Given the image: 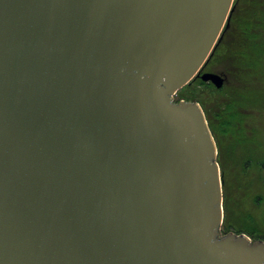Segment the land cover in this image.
<instances>
[{
	"label": "water",
	"instance_id": "obj_1",
	"mask_svg": "<svg viewBox=\"0 0 264 264\" xmlns=\"http://www.w3.org/2000/svg\"><path fill=\"white\" fill-rule=\"evenodd\" d=\"M235 0H0V264H264L219 149L175 101Z\"/></svg>",
	"mask_w": 264,
	"mask_h": 264
},
{
	"label": "trees",
	"instance_id": "obj_2",
	"mask_svg": "<svg viewBox=\"0 0 264 264\" xmlns=\"http://www.w3.org/2000/svg\"><path fill=\"white\" fill-rule=\"evenodd\" d=\"M230 26L215 48L202 71L223 72L227 81L221 88L195 77L178 90L175 101L197 100L201 103L219 149L218 160L224 177V233L233 230L247 233L252 239H264V198L252 202L250 210H243L242 199L249 191L234 195L228 178L237 167L247 179L256 171L260 186L264 187V155L250 152L256 133L251 121L264 108V0H235ZM246 183V182H245ZM244 183V186H245ZM242 191L243 186L237 185ZM254 209L261 210L257 217Z\"/></svg>",
	"mask_w": 264,
	"mask_h": 264
},
{
	"label": "rangeland",
	"instance_id": "obj_3",
	"mask_svg": "<svg viewBox=\"0 0 264 264\" xmlns=\"http://www.w3.org/2000/svg\"><path fill=\"white\" fill-rule=\"evenodd\" d=\"M177 95V94H176ZM175 95V97H176ZM260 108L264 106V103L260 104ZM253 122V125L256 127V133L252 137V142L250 144H243L238 146V150H242L244 145L249 148L248 150L250 152L257 151L258 154L264 155V108H262L256 116H254L251 120ZM249 184L247 185V179L242 174L239 167L236 168L235 173H233L230 178H228L229 185L231 186L230 189L232 190L234 195H237L241 192L240 198L242 197V193L246 190L249 191V194L247 197L242 199V208L243 210H250L252 207V202H254L257 197L261 196L264 198V187L260 186L256 171L253 169L248 177ZM246 182V183H245ZM245 183V186H244ZM243 186L242 191H240L239 188H237V185ZM256 216H261V210L260 209H254ZM223 226V225H222Z\"/></svg>",
	"mask_w": 264,
	"mask_h": 264
},
{
	"label": "flooded vegetation",
	"instance_id": "obj_4",
	"mask_svg": "<svg viewBox=\"0 0 264 264\" xmlns=\"http://www.w3.org/2000/svg\"><path fill=\"white\" fill-rule=\"evenodd\" d=\"M222 233H224V232L222 231Z\"/></svg>",
	"mask_w": 264,
	"mask_h": 264
}]
</instances>
